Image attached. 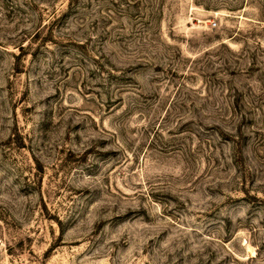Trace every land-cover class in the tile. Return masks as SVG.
<instances>
[{
	"label": "rangeland",
	"instance_id": "374dc122",
	"mask_svg": "<svg viewBox=\"0 0 264 264\" xmlns=\"http://www.w3.org/2000/svg\"><path fill=\"white\" fill-rule=\"evenodd\" d=\"M0 264H264V0H0Z\"/></svg>",
	"mask_w": 264,
	"mask_h": 264
}]
</instances>
